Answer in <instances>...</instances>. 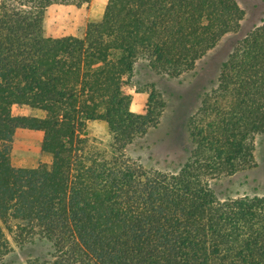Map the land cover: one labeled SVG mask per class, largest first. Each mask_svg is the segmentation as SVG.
Listing matches in <instances>:
<instances>
[{
  "label": "trees",
  "instance_id": "1",
  "mask_svg": "<svg viewBox=\"0 0 264 264\" xmlns=\"http://www.w3.org/2000/svg\"><path fill=\"white\" fill-rule=\"evenodd\" d=\"M50 3H0V264H25L6 234L11 221L19 245L51 243L49 258L27 264H264V195L220 199L211 183L257 165L264 21L237 40L190 117L189 157L163 171L125 153L167 106L152 85L142 112L132 109L136 65L172 78L191 72L241 30L245 9L237 0H108L84 37H53ZM20 105L42 114H20ZM95 120L108 125L109 150L88 141ZM18 129L43 133L51 165H13Z\"/></svg>",
  "mask_w": 264,
  "mask_h": 264
},
{
  "label": "rangeland",
  "instance_id": "2",
  "mask_svg": "<svg viewBox=\"0 0 264 264\" xmlns=\"http://www.w3.org/2000/svg\"><path fill=\"white\" fill-rule=\"evenodd\" d=\"M3 0H0V3ZM27 2L29 0H16ZM46 8V33L48 36L76 35L84 37L87 24L100 21L108 0H49ZM246 15L238 33L226 36L220 44L208 53L196 68L179 78L155 73L147 62H139L134 70L130 86L132 109L142 112L148 100V92L155 85L163 92L166 109L158 127L130 144L126 155L146 168L163 171H177L189 157L192 143L188 131L190 117L201 105L203 95L217 86L219 70L239 38L264 21V0H237ZM20 114H42L26 105L17 107ZM89 143L99 150H109L112 137L103 120L91 121L87 127ZM43 133L29 129H18L12 143L11 160L17 167H38L51 165L52 155L41 149ZM257 165L247 171L230 177L211 180L220 199L243 195H264V133L256 137ZM11 221L6 234L11 246L19 255L18 261L26 263L31 258L50 257L51 243L37 237L19 245L15 240L17 224ZM12 226V229L8 227Z\"/></svg>",
  "mask_w": 264,
  "mask_h": 264
}]
</instances>
